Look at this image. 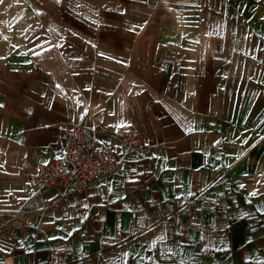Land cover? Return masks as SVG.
Listing matches in <instances>:
<instances>
[{
	"label": "crops",
	"instance_id": "obj_1",
	"mask_svg": "<svg viewBox=\"0 0 264 264\" xmlns=\"http://www.w3.org/2000/svg\"><path fill=\"white\" fill-rule=\"evenodd\" d=\"M199 20L172 0L0 4V264L264 261V77ZM90 108L143 147L44 209L29 175Z\"/></svg>",
	"mask_w": 264,
	"mask_h": 264
},
{
	"label": "built area",
	"instance_id": "obj_2",
	"mask_svg": "<svg viewBox=\"0 0 264 264\" xmlns=\"http://www.w3.org/2000/svg\"><path fill=\"white\" fill-rule=\"evenodd\" d=\"M88 118V123L71 121L63 128L61 153L38 163L29 175V181L36 187L30 198L40 200L44 209L57 205L68 193L84 191L102 177L117 172L126 154L143 147L133 126L105 124L104 113L97 108L88 109ZM101 130L119 139L121 154L97 144ZM48 189L54 191V196L43 201L42 193Z\"/></svg>",
	"mask_w": 264,
	"mask_h": 264
},
{
	"label": "rangeland",
	"instance_id": "obj_3",
	"mask_svg": "<svg viewBox=\"0 0 264 264\" xmlns=\"http://www.w3.org/2000/svg\"><path fill=\"white\" fill-rule=\"evenodd\" d=\"M190 21L223 27L228 37L226 54L231 67H253L264 77V0H172ZM199 20V21H200ZM262 78V77H261ZM257 79H255L256 81ZM255 90L259 91L260 83ZM254 90V91H255ZM257 99L258 92H255ZM263 104L261 105V107Z\"/></svg>",
	"mask_w": 264,
	"mask_h": 264
},
{
	"label": "snow or ice",
	"instance_id": "obj_4",
	"mask_svg": "<svg viewBox=\"0 0 264 264\" xmlns=\"http://www.w3.org/2000/svg\"><path fill=\"white\" fill-rule=\"evenodd\" d=\"M3 2H4V0H0V4H2ZM0 107H3V105H0ZM258 183H259V182H258ZM241 187H244V185H241ZM257 194H258V191L253 192V193H251L250 195L255 196V195H257ZM201 238H203V237H201ZM161 239H163V237H161ZM169 251H170V250H169ZM166 258H170V257H166ZM258 264H264V261H259Z\"/></svg>",
	"mask_w": 264,
	"mask_h": 264
}]
</instances>
